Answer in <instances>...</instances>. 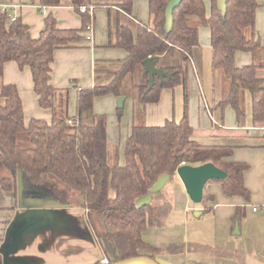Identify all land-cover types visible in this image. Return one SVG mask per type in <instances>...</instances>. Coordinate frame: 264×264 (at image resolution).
<instances>
[{"label":"trees","instance_id":"obj_1","mask_svg":"<svg viewBox=\"0 0 264 264\" xmlns=\"http://www.w3.org/2000/svg\"><path fill=\"white\" fill-rule=\"evenodd\" d=\"M133 1L38 0L40 8L71 7L80 16L81 28L60 29L54 17L48 14L37 38L31 37L28 26L20 18L11 21L9 13L0 7V187L12 192L18 204L20 171L23 199L41 200L49 203L48 207L84 210L85 226L89 229L78 226L80 219L76 220L70 232L75 237L98 241L91 222V217L97 218L104 229L102 238L112 247L108 263L138 256L155 260L159 254L174 255L184 251L221 257L222 250L200 244L156 248L145 242L142 233L147 228L163 227L172 206L163 190L154 194L145 207L138 208L136 202L149 193L160 176L169 175L171 182L179 167L205 163H212L227 174L224 180L207 184L218 183L226 197L249 201L250 193L243 184L249 165L230 161L234 146L201 145L193 138L187 112L188 76L193 61H198L200 56L198 28L206 27L210 34L212 71L227 82L220 99L209 108L214 127L223 125L226 107L233 110L238 126H242L244 94L248 93L252 125L264 129V46L255 32V14L260 5L257 0H227L222 13L216 0H211L207 17L203 0H182L173 9L168 27L165 17L168 0H147L148 22L145 24L131 17ZM90 5L107 9L105 47L121 49L126 56L117 61L95 62L93 87H73L77 96L75 115L71 117L67 114L68 92L64 94L51 85L52 64L55 51L85 47L82 43L86 41L84 34L90 15L80 13V8ZM238 52L250 54L252 62L237 67L234 58ZM170 57L176 60L162 63L164 58ZM147 58L156 60V67L170 75L162 84L155 78L150 90L147 77L142 75V62ZM7 62L15 63L19 70L29 69L38 106L51 111L50 122L31 118L25 124L16 85L2 80L3 66ZM134 77L136 82L132 87L137 92V104L143 108L145 104L157 103L164 88L181 86L182 117L178 122L173 118L165 120L160 126H146L143 121L132 123L124 144L123 163H119V153L114 150L113 163L109 164L106 118L93 114V101L107 94L122 97L126 80L133 82ZM138 105V118H142L143 111ZM207 184L202 204L213 200L205 193ZM208 210L205 208L202 214ZM244 216L237 208L232 222L239 226ZM11 240L10 236L8 245ZM91 264L102 263L97 260Z\"/></svg>","mask_w":264,"mask_h":264},{"label":"crops","instance_id":"obj_2","mask_svg":"<svg viewBox=\"0 0 264 264\" xmlns=\"http://www.w3.org/2000/svg\"><path fill=\"white\" fill-rule=\"evenodd\" d=\"M136 1H133L131 17L135 21L147 23L148 17L146 21L138 19ZM203 1L206 8V16L209 17L211 0ZM0 7L9 13L11 18H20L28 26L32 38L39 36L44 27V18L48 14L54 17L56 25L60 29L81 28L80 16L71 7L40 8L38 0H0ZM98 8L107 10L104 7ZM98 8L93 12L94 25L95 11ZM257 12L258 9L255 14V32L260 39V43L264 46V40L256 29ZM105 22V33L101 34L100 29L96 36L94 29L93 41L86 42V47L55 51L51 73V85L53 88L67 89L71 80H75L77 86L81 89L92 88L96 79L94 64L96 61H100L99 58H103L105 61H117L126 56V53L121 49L107 48L111 52L101 50L106 48L108 41L107 11L105 13ZM203 28L206 27L198 28L200 59L193 61L189 71V74L192 75L189 84L190 91L194 89L196 91L198 88V96H196L198 106L190 107L189 124L193 130V138L199 144L234 146L230 161L248 163L249 168L244 172L243 184L250 193L249 201L245 202L244 199L236 196L226 197L220 184L212 182L207 184L205 193L208 196H212L213 200L201 203V206L198 207V212L201 215L195 218L193 213L198 208L190 206L191 200L187 196L182 183L175 176L173 181L166 184L163 189L172 206L165 225L161 228H147L142 233V238L156 248H164L170 244L191 243L217 248L224 252L221 257L187 251L174 255L159 254L155 257V261L158 264H264V213H260V210L264 208V147H262L264 146V129L256 128L252 125L251 101L248 93L244 94L245 117L242 126H238L233 110L230 107H226L223 125L218 128L214 127L215 121L209 113V108L220 99L214 94L216 88H219L222 96L223 78L217 72L213 73L212 71L210 34L209 30L201 32L200 30ZM206 34L207 40L205 39ZM234 62L237 67H242L249 65L252 62V58L248 53L238 52L235 55ZM2 80L5 84L16 85L23 105L25 124L31 118L47 122L51 121V111L41 109L38 106L28 68L19 70L15 63L7 62L3 66ZM176 87H180L182 91L181 86ZM174 88H171V90L163 89L160 98L162 92H173L172 89ZM72 90H75V88L72 87L71 92H69V98L71 99L70 108H72V103L74 106V100L76 104L77 96ZM200 98L203 107L200 105ZM207 100H209V103ZM159 101L155 103V106L157 105L155 108L152 107L151 115L149 116L148 113L146 116L147 119L153 117L155 111L158 118L153 117L152 121H147L145 118L146 126H160L165 120L173 118H168L169 111L164 107L163 110L161 105L158 104ZM182 112L180 117H182ZM173 119L175 120V118ZM179 120L176 119L175 121L178 122ZM131 127L128 129L125 138L129 135ZM123 149L124 146L119 151L118 160L120 164L124 161ZM216 195L220 197V201H217V203H215ZM49 205V203L37 199H23V207L27 210L22 211V209L20 210L17 207V200L14 194L6 192L0 187V251L8 241L7 232L12 224L25 213L50 210L55 220L54 224H39L32 229V232L22 237L15 248L7 254V264H91L97 260L107 261V258L112 255V247L108 241L102 240V249L104 255L106 254L107 256L105 259L103 255L100 256L98 254V251L101 253L102 250L99 246L97 248L96 244L98 242L94 239L70 235L76 220L84 216V210L76 208L60 209L54 206L48 207ZM220 205L222 207L219 208L218 206ZM252 207L257 210L253 212ZM205 208L209 210L207 213L202 214ZM237 208L245 215L242 219L244 227L240 235L233 236L234 223L232 222V216ZM79 212H83V215H80ZM203 215H207L208 220L199 222L198 220ZM251 221L256 223L252 233L249 232V229L246 230L245 226V223L251 225ZM70 228L72 229L69 231ZM261 228L263 233L260 231ZM257 234H262V238L259 236L254 237ZM239 236H241V240L236 247V240L232 242L231 237L237 238Z\"/></svg>","mask_w":264,"mask_h":264},{"label":"rangeland","instance_id":"obj_3","mask_svg":"<svg viewBox=\"0 0 264 264\" xmlns=\"http://www.w3.org/2000/svg\"><path fill=\"white\" fill-rule=\"evenodd\" d=\"M257 1L259 3L260 7L258 8L257 17H256V29L260 33L261 37L264 40V0H257ZM136 2H137L136 3V8H137V11H138V14H137L138 19L141 20V21H146L147 17H148L147 1L146 0H137ZM105 13H106V11L103 10L102 8H98L95 11V25L94 24L93 25H94L96 36H97L98 30L100 32V29H101V34L105 33V28H106ZM193 20H196V19H193ZM200 31L201 32L202 31L207 32L208 28H203ZM84 35H86V33ZM205 39L207 40V34H206ZM202 41L203 40H202V34H201V42ZM86 42L87 41H84V43H82L83 45H85V47H86ZM101 50H104L106 52H111L107 48L101 49ZM170 58L169 59L168 58H164V60H162V63H166L167 60L170 61V62H174L176 60V59H172V58L170 59ZM199 59H200V56H199L198 60ZM99 60L100 61H105L103 58H99ZM98 64L100 65L101 63L99 62ZM190 70H191V68H190ZM190 78H192V75L189 74L188 98H187V112H188V116L190 114V107L191 106H193V107L194 106H196V107L198 106V99L196 98V96H198V91H197L198 88L196 89V91H195V89L193 91H190V85H189L190 84ZM223 80H224L225 83H223L222 89L225 90V86L227 85V82L225 81L224 78H223ZM135 82H136L135 77H134L133 82L130 81V80H126V83H125L126 84V88L122 92V94H124V95H122V97L124 98V102H123L122 108L120 110V114L118 113V110H117V98L118 97H114L111 94H107V95H103V96L97 97L93 101V109H92L93 114L104 115L105 118H106V131H107V140H108V148H109V150H108V162H109V164L113 163L112 152L114 150H116L119 153L120 149L122 150V148H123V146L125 144V140H126L125 137L127 135L128 129L130 128V126H132V123H136V121H138L139 123H142V121H143V123L145 124L144 121H145V118H146L147 114L149 113V116H150L151 113H152V111H151L152 107L155 108L157 106V105L155 106V104H153V103H148V104H145V106L143 108L142 105H138L137 104V97H138L137 96V92H135V90L132 87L133 86L132 83L135 84ZM75 86H76V88L78 87L77 86V82L75 80H71L70 86L68 85V89L69 90H66V89H63V88L57 89V90L61 91L64 94H67V92H68V106H67L68 107L67 108L68 113L67 114L69 116H71V117H73L75 115L76 107H75V100H74V106H73V103H72V108H70L71 99L69 98V92H71L70 91L71 88L75 87ZM166 89L171 90V88H164V90H166ZM172 90H173V92L172 91H166L165 93L162 92V95H161V98H160V101H159L158 104L161 105L162 109L164 107V108H166L169 111L168 118L173 117V118H175V120L176 119L179 120V118H181L180 116H181V112H182V101H183L182 100V91H181L180 87H176V88H174ZM72 91H74L77 94V90L76 89L72 90ZM214 94L218 98L221 97V91L219 90V88L215 89ZM206 99H208V98H206ZM207 101L209 103V100H207ZM137 105L139 107V110L143 111L142 112L143 113L142 114L143 115L142 118H138ZM200 105H202V107H203V103H202L201 98H200ZM202 110H204V109L202 108ZM134 115L136 117H134ZM153 117H156V112L155 111H154ZM153 117H149L148 119L146 118V120L147 121H152ZM156 118H158V117H156ZM162 192H164V191H162ZM217 201H220L219 195H216V197H215V203H217ZM190 204H191L190 205L191 207H196V208L201 206V205L194 204L191 201H190ZM18 206H19V204H17V207ZM218 207L220 208L222 206L220 205ZM76 209H78V208H76ZM198 210H199V208L196 209L195 211H198ZM215 210H216V208H215ZM248 210H250V209H248ZM248 210H247V213H248ZM79 213H80V215H83V212L82 213L79 212ZM260 213H264V208L260 210ZM86 217H87L86 214H84V216H82V218H80V223L81 224H78V226H80V227L82 226L83 228L86 227L87 229H89L88 226H85V225H87V222L85 221ZM91 218H92V220H91L92 229H93V231L95 233V236L97 237V240H98V241H96L98 243L97 244L95 243V244H96L97 248L99 246L101 248V250H102V252H101L102 254L100 253V251H98V254H100V256L103 255L104 258H107L106 254L105 255L103 254L104 252H103V249H102L103 248L102 240H106V239L102 238V236L104 234L103 233L104 229L102 227V224L98 221L97 218H94V217H91ZM206 220H208L207 215H203L198 221L199 222H205ZM255 225H256L255 221H251V225H248V224L245 223L246 230L249 229V232H251V233L254 232L253 230L255 229L254 228ZM243 227H244V221L242 220L240 225H239L240 232H241ZM260 231H261V233H263V229L262 228H261ZM257 236L262 238V234H257L254 237H257ZM231 240H232V242H233V240H236V247H237L238 246V242H240V240H241V236H239L237 238L231 237ZM111 257H112V255L109 258L111 259ZM109 258H107L108 259L107 262L109 261ZM1 259H2V263H3V256L1 257ZM103 261H105V260H103ZM103 261H101L102 264H103Z\"/></svg>","mask_w":264,"mask_h":264},{"label":"water","instance_id":"obj_4","mask_svg":"<svg viewBox=\"0 0 264 264\" xmlns=\"http://www.w3.org/2000/svg\"><path fill=\"white\" fill-rule=\"evenodd\" d=\"M227 0H216V4L219 10L224 13L225 5ZM182 0H168L166 7H165V17L166 22L168 24V27H170V17L172 14V11L175 7H177ZM142 68H143V76L147 77L148 80V90L152 88L154 85V80L157 78L159 80V83L162 84L165 79L170 78V75L163 70L156 67V60H153L152 58H147L142 62ZM124 102L123 97L117 98V109L118 113L120 114V110L122 108ZM142 108V107H141ZM175 175L178 177L180 182L183 185V188L194 204L200 205L203 200V191L205 185L212 180H224L227 177V174L223 172L222 170L216 168L212 163H205L197 167H191V166H181L179 167ZM170 176L169 175H162L160 176L150 189L149 193L138 198L137 199V207L142 208L147 205H149L152 201V196L161 190L164 189L166 184L169 182ZM17 199L19 207H23V182H22V174L20 171H18L17 176ZM201 213L196 211L193 213V216L195 218L200 217ZM53 217V213H51L50 210L45 212H27L25 213L20 219L15 220V222L12 224L11 228L7 232V237L11 236L12 240L11 243L8 245V241L6 244L3 245L0 255L3 256V263L7 264V254L12 251L17 242L21 240L22 237H24L26 234L32 232L33 228L38 226L39 224H54L55 220ZM20 224L18 227L17 232H15L16 227ZM72 228L69 229V231ZM233 236L240 235V230L238 223H234ZM106 264H158L155 260L144 257V256H138V257H131L126 258L120 261L112 262V263H106Z\"/></svg>","mask_w":264,"mask_h":264},{"label":"built area","instance_id":"obj_5","mask_svg":"<svg viewBox=\"0 0 264 264\" xmlns=\"http://www.w3.org/2000/svg\"><path fill=\"white\" fill-rule=\"evenodd\" d=\"M94 10H95V7L93 5H90V6H82L80 8V13H86L87 12L90 15V22H89V24L85 28V30H86V39L85 40L87 42H92L93 41L94 26H93L92 15H93ZM13 19L14 18H11V21ZM256 210L257 209L255 207H252V211L253 212H255ZM106 263H107V261H103V264H106Z\"/></svg>","mask_w":264,"mask_h":264}]
</instances>
